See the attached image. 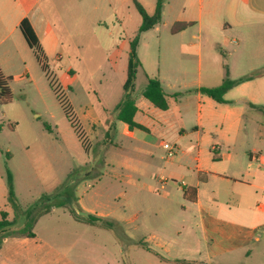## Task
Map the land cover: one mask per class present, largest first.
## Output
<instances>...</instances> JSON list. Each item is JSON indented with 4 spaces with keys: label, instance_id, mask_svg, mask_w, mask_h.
Returning a JSON list of instances; mask_svg holds the SVG:
<instances>
[{
    "label": "rangeland",
    "instance_id": "obj_1",
    "mask_svg": "<svg viewBox=\"0 0 264 264\" xmlns=\"http://www.w3.org/2000/svg\"><path fill=\"white\" fill-rule=\"evenodd\" d=\"M136 1L147 15L154 14L156 0ZM186 3L164 0L160 22L139 35L134 81L140 108L137 120L156 123L150 136L146 132L126 136L113 110L123 94L128 43L142 25L132 0H70L68 12L54 2L53 21L63 47L43 60L46 68L33 60L28 69L32 83L25 79L18 51L12 61L0 57L4 75L12 78L13 97L0 105V220L5 212L13 222L7 233L0 234L1 260H50L57 252L79 264H163L168 256L154 245L159 241H146L152 234L170 245L172 259L181 260L171 264L197 259L192 250L194 218L181 209L188 206L181 187L194 171L197 149L202 162L212 161L216 136L199 129V139L190 130L181 138L180 129L193 124L199 106L202 116L240 112L248 130L254 126L248 121L251 115L260 117L264 125V112L251 111L248 101L255 96V86L264 82V38L247 30L236 43L241 31L221 28L226 17L218 12L204 19L209 40L206 34L197 38L196 24L171 34V26L188 12ZM7 46L14 50L12 39ZM226 78L233 85L223 104L195 91L216 88ZM148 79L161 83L172 107L168 114L142 98L140 90ZM165 116L169 119L161 127L157 120ZM255 141L249 143L251 148H264L259 138ZM161 142L175 147L172 159ZM9 176L14 205L8 199ZM166 191L170 202L162 201ZM162 204L164 212L153 216L151 211ZM72 212L82 218L105 216L113 228L80 224ZM24 232L38 239L22 245ZM40 241L48 246L39 247ZM239 259L231 261L264 264V242Z\"/></svg>",
    "mask_w": 264,
    "mask_h": 264
},
{
    "label": "crops",
    "instance_id": "obj_2",
    "mask_svg": "<svg viewBox=\"0 0 264 264\" xmlns=\"http://www.w3.org/2000/svg\"><path fill=\"white\" fill-rule=\"evenodd\" d=\"M54 2L57 4L62 3L65 12L70 10V0H0V57L3 56L12 61L15 51H18L25 66V79L30 83L33 80L28 73V69L33 66V60L41 68L42 63L37 61L34 51L25 42L19 30V24L23 19L29 21L38 38L43 60L56 55L58 50L63 47V39L58 37L57 22L53 21V18H55L53 13ZM186 4L189 6L188 12L186 14L183 12L178 22L191 24L189 27L196 24L198 39L204 38V34H206L205 39L209 40L207 34L208 23L205 25L204 19L206 17L211 18L215 12L226 17V20L219 24L221 28L230 30L238 28L241 31L238 34L240 38L234 40L236 43L241 42L240 39L244 37L242 31L247 30L254 31L260 39L264 38V0H187ZM187 14H191V16ZM58 23L61 27L60 20ZM10 39H12L14 48L12 52H10V46L4 48L5 43ZM60 58L56 56L57 60H60ZM44 68H46L45 63ZM0 69L4 74L1 58ZM261 74H264V69L261 70ZM146 83L147 81H145L144 86ZM144 86L141 88L140 94ZM133 95L137 108L134 122L142 126L144 130L137 128L129 130L126 124L121 121L118 122L122 123L121 129L128 137L133 138L139 132H146L150 136L149 131L152 132L153 129H156V123L148 119L141 122L137 120L140 108L137 105L135 92H133ZM198 99H200V96H198ZM248 101H250L251 111L263 112L261 109H264V82L255 86V96L249 98ZM117 103L114 105L113 110ZM171 108L168 103V109L162 112L166 115L171 112ZM182 108L179 104L176 110L180 113ZM200 109L199 106L198 116L188 129L181 126V138L187 136V131L190 130L199 139V129L202 131L209 130L215 133L216 144L211 146L213 157L210 163L201 161L200 150L197 149L194 171L190 172L189 167H184L186 171L190 172L189 178L185 177L186 184L181 187L184 201L187 202L188 206L182 205L181 209L192 213L194 218L195 242L192 250L197 259L193 260V263L233 264L231 259L240 258V261L242 255L248 257L253 247L264 242V148L258 146L251 148L249 144L251 141L256 142V138H259L260 141L258 142L264 144V141H262L264 140V125L260 124V117L251 115L248 121L254 126L252 125L251 129L248 130L244 122V115L240 112L230 113L222 117L216 115L202 116ZM168 119L166 116L162 119L158 118L157 124L163 127ZM163 143L161 142L160 146ZM186 154L187 152L183 153V155ZM173 157L168 158L172 159ZM162 186L164 189L165 184ZM147 189L149 193L154 192L151 185H147ZM190 189H195L192 200H188L184 196V191ZM170 198L171 195L168 191L163 193L162 199L164 200L162 201L170 202ZM164 208L163 204L162 206H156L151 214L153 216L161 215ZM97 217L105 219V216L102 215ZM101 230L106 229L102 228ZM30 239L37 240L38 238L36 235L34 238L26 236L21 244H29ZM149 240H158L159 242L154 245L162 249L168 256V259L161 261L163 264L181 262V260L170 257V245L164 239L152 234L146 241L150 242ZM7 241V239H3L5 244ZM38 244L39 247L48 246V244L41 241ZM119 252H122L120 248ZM56 255L50 260L37 258L9 260L5 258L4 261L0 259L2 262L0 264H79L68 256L57 252ZM190 263L193 264L192 261Z\"/></svg>",
    "mask_w": 264,
    "mask_h": 264
},
{
    "label": "trees",
    "instance_id": "obj_3",
    "mask_svg": "<svg viewBox=\"0 0 264 264\" xmlns=\"http://www.w3.org/2000/svg\"><path fill=\"white\" fill-rule=\"evenodd\" d=\"M134 5L136 6L139 14L142 17V25L140 26L138 30V34L130 41L129 43V53H128V62H127V69H126V78L123 83V95L120 99V101L117 103V105L114 108V111L117 113V120L123 122L128 126L129 130H133L135 128L144 130V128L134 122V115L136 114L137 108L135 105V98L133 95L134 92V81L136 78V72L138 67V61H137V46L139 42V35L143 32H147L153 27H155L161 19V12L163 8V2L164 0H156V6H155V12L152 16H149L145 13L143 8L137 3L136 0H132ZM191 24L186 23H174L171 26L170 33L171 34H177L183 30H185L187 27H189ZM19 30L27 43L28 47L32 49L36 55L37 61L40 63L43 62V57L41 54L40 46L38 38L36 37L29 21L27 19H23L19 24ZM42 68H44L42 63ZM12 80V78L4 76L0 69V105H6L9 104L13 97L11 94V90L9 87V82ZM232 82L229 79H225L224 82L216 87V88H200L196 89V92L201 93L202 95H205L212 100H214L217 103H224L223 96L226 94L228 90L232 87ZM141 96L150 102L155 108L166 111L168 109V103L166 99V94L160 84V82L157 79H148L146 85L141 91ZM177 96V95H175ZM261 110L264 109L262 108ZM8 187H9V194L8 199L9 202L14 205V195L12 191V178L8 177ZM195 194V189H190L184 191V196L188 200H192V196ZM16 207V206H14ZM45 213V212H44ZM44 213H41L43 215ZM73 216L76 221L97 226L104 229H112L113 228V222H107L104 218H100L93 215H88L86 218H82L79 215L76 214V212H72ZM13 225V222H10L7 220V214L5 212H1V220H0V234L7 233L10 226ZM29 238H34L35 235L33 233H23ZM144 247V244L142 245Z\"/></svg>",
    "mask_w": 264,
    "mask_h": 264
},
{
    "label": "built area",
    "instance_id": "obj_4",
    "mask_svg": "<svg viewBox=\"0 0 264 264\" xmlns=\"http://www.w3.org/2000/svg\"><path fill=\"white\" fill-rule=\"evenodd\" d=\"M162 148L167 152L168 154V157H173V151H174V147L173 146H170L169 144L167 143H163L162 144Z\"/></svg>",
    "mask_w": 264,
    "mask_h": 264
}]
</instances>
